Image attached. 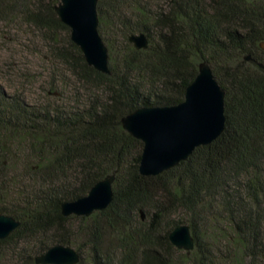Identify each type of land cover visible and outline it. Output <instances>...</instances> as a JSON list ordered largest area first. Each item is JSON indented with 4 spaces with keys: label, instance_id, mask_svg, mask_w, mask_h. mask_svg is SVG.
<instances>
[{
    "label": "trees",
    "instance_id": "16d2710c",
    "mask_svg": "<svg viewBox=\"0 0 264 264\" xmlns=\"http://www.w3.org/2000/svg\"><path fill=\"white\" fill-rule=\"evenodd\" d=\"M58 1L0 0V22L22 19L32 26L49 43L56 60L106 99L92 100L86 111H66L49 104L40 108L0 89L3 145L14 138L29 141L27 148L40 161L43 178L71 171L80 177L79 184L70 188L45 179L47 184L36 190L22 213L1 205L0 214L15 217L20 225L0 244L15 237L43 238L36 254L50 245L74 244L81 257L78 264H113V251L102 244L103 223L80 228L91 247L89 263L67 227L71 218L82 222L99 214L118 233V264H186V254L179 260L173 257L172 250H182L169 239L182 224L196 239L192 264H234L217 252L222 239L248 246L253 263L262 257L264 0H170L168 6L154 9L140 0H98L100 34V26L109 24L119 27L123 40L116 55L110 48V74L86 62L69 36L70 28L55 11ZM124 5L132 9L135 21L127 17ZM142 31L150 34L149 47L136 49L128 37ZM0 37L6 36L1 32ZM248 55L251 60L245 59ZM202 61L211 65L226 92L223 133L177 166L158 175H142L144 144L123 128L121 119L138 107L182 102ZM0 167L7 168L2 161ZM109 174L116 175L114 199L105 210L89 217L62 215V202L87 195ZM8 183L0 179V204L7 197ZM141 211L147 215L144 220ZM44 237L55 240L47 244ZM23 264L37 263L34 258Z\"/></svg>",
    "mask_w": 264,
    "mask_h": 264
},
{
    "label": "water",
    "instance_id": "95a60500",
    "mask_svg": "<svg viewBox=\"0 0 264 264\" xmlns=\"http://www.w3.org/2000/svg\"><path fill=\"white\" fill-rule=\"evenodd\" d=\"M98 0H60L55 11L70 28L71 40L79 46L86 62L98 71L110 74L109 49L99 32ZM136 49H147L146 33L128 37ZM246 56V60H251ZM224 88L211 65L202 61L195 79L187 86L182 102L172 106H142L125 115L123 128L143 142L139 165L142 175H158L187 160L200 146L216 140L226 125ZM116 175L109 174L95 183L87 195L61 204L64 216L89 217L105 210L114 199ZM142 218L144 213L141 211ZM20 225L15 217L0 214V240L8 238ZM170 242L178 249L192 251L196 239L187 224L175 227ZM79 252L70 245L57 244L35 257L37 264H78Z\"/></svg>",
    "mask_w": 264,
    "mask_h": 264
},
{
    "label": "rangeland",
    "instance_id": "374dc122",
    "mask_svg": "<svg viewBox=\"0 0 264 264\" xmlns=\"http://www.w3.org/2000/svg\"><path fill=\"white\" fill-rule=\"evenodd\" d=\"M140 1L145 6H151L152 9L158 6H168L170 2V0ZM124 6L126 7L123 11L127 17L135 21L136 18L132 9L127 5ZM104 19L107 20L105 17ZM21 20L8 24L0 22V36L1 32L6 36L5 38L0 37V89L4 93L11 95V97L17 96L24 99L27 103H34L40 108L49 104L66 111H75V109L86 111L92 100L106 99L104 93L86 87L72 71L56 60L50 52L49 43L41 36L40 32L32 26L24 24ZM100 27L105 44L109 51L112 48L114 50L113 55H116L117 52L119 53V46H122L123 41L121 34H119V27L109 26V24ZM145 33L150 38V34ZM69 36L71 37V32ZM61 39L67 44L68 39L65 32H62ZM3 141L0 136V162H4L7 168L2 169L0 167L2 174L0 179H5L9 183L7 197L4 198V202L0 206L22 213L26 208L25 204L32 202L36 190L39 191L43 185L47 184L44 182L45 179L55 180L54 184H65L69 188L79 184L80 177L79 175L77 177L73 171L43 178V172L38 167L40 161L27 148L29 141L26 143L14 138L5 145H3ZM145 218L147 215L144 213L143 220ZM94 222L98 225L103 223L106 226L102 236V244L106 251H113V264H118V250L115 251L118 233L112 231L99 214H95L89 217L87 221L82 222L77 218L68 220L67 227L73 235L72 240L81 247L89 263L91 247L90 244H87V237L80 233V228L85 227V225L91 226ZM44 239L47 240V244H51L55 240L51 237H44ZM39 240L18 241L15 237L11 242L0 244V264H23L26 260H34L39 255L36 254L41 244ZM51 246L53 245L49 247ZM216 246L219 256L226 258L229 263L264 264V254L253 263L247 254L249 247L243 246L235 240L230 242L222 239ZM73 247L76 246L73 244ZM172 251L176 260H179L180 255L186 254L188 256L185 260L187 261L186 264H192L193 259L197 257L196 250L190 252L182 250L181 253Z\"/></svg>",
    "mask_w": 264,
    "mask_h": 264
}]
</instances>
